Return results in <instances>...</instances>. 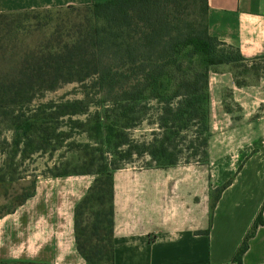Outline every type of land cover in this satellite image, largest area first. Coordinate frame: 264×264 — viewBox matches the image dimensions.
<instances>
[{
    "label": "trees",
    "instance_id": "16d2710c",
    "mask_svg": "<svg viewBox=\"0 0 264 264\" xmlns=\"http://www.w3.org/2000/svg\"><path fill=\"white\" fill-rule=\"evenodd\" d=\"M67 9L81 11L82 20L62 17L48 35L12 46V59L2 56L0 123L8 122L13 129L11 155L26 158L40 151L45 142L70 136L65 131L56 132V123L65 117L89 137L99 136L103 126L100 112L89 114V91L93 89L107 97L106 146L124 153L126 144L125 153L130 157L146 153L159 166L175 165L179 156L174 151L178 146L174 138L193 126L196 141L186 148L193 149L192 157L198 158L194 161H207L210 69L219 64L238 67L249 61L239 48L210 33L208 0H104ZM30 12L41 11L4 13L0 19L3 23L8 20L4 23L7 31L24 27L36 30L51 24L47 15L43 21L32 22ZM236 76L238 84L246 82ZM74 82L86 87V98L34 105L45 92ZM154 104L159 114L153 121L157 127L153 140L134 150L128 130L146 120ZM84 114L88 115L85 120L75 118ZM181 139L186 140V136ZM3 143L9 142L5 139ZM87 155L93 164V154ZM113 172H104L103 167L97 172H82L99 174L74 211L77 249L89 264L114 263ZM67 174L70 172L52 176ZM4 180L2 174L0 182ZM221 190L218 188L213 196L212 209ZM87 212L90 217L84 222ZM263 223L261 211L234 256L238 264H242L250 238Z\"/></svg>",
    "mask_w": 264,
    "mask_h": 264
},
{
    "label": "crops",
    "instance_id": "0c3cea01",
    "mask_svg": "<svg viewBox=\"0 0 264 264\" xmlns=\"http://www.w3.org/2000/svg\"><path fill=\"white\" fill-rule=\"evenodd\" d=\"M104 0H0V13L45 11ZM209 31L248 60L264 58V0H208ZM237 83L231 64L209 73L208 160L114 170L113 264H238L234 256L264 218V72ZM95 175L42 176L0 214V262L89 264L74 211ZM222 188L212 209L216 190ZM242 264H264V223Z\"/></svg>",
    "mask_w": 264,
    "mask_h": 264
},
{
    "label": "rangeland",
    "instance_id": "374dc122",
    "mask_svg": "<svg viewBox=\"0 0 264 264\" xmlns=\"http://www.w3.org/2000/svg\"><path fill=\"white\" fill-rule=\"evenodd\" d=\"M30 14L34 16L32 22L42 20L47 15L52 19L51 24L42 26L36 30L33 28L29 30L24 27L23 29L7 31L6 28H4V23L8 22V20L3 23L2 19H0V67L2 66L3 60H10L13 58L15 50H13L12 46L30 43L33 42L36 37L48 35L51 32V28H53L62 17L66 18L69 16L71 19H77L78 21H81L83 18L81 11L69 12L67 8L30 12ZM2 56L5 59H2ZM261 71L264 72V58L249 60L245 65L235 67V72L239 74L242 80H246L247 76H250L249 78L252 79ZM85 90L86 87L80 83H66L54 91H47L43 95L37 97L34 105L38 106L52 100L65 101L84 98ZM89 92V99L92 101L89 114H93L95 111L100 112L103 122L99 136L89 137L86 132L72 127L68 117H65L61 118L59 123H56V132L65 131L70 134V136H57L49 143L45 142L40 151L26 158L20 156L14 157L10 153L11 147H9L13 138V129L8 122L0 123V176H2V174L5 175V180L0 182V214L12 210L22 199L30 194L35 186L36 180L42 176L67 171L75 174H80L85 170L97 172L102 169V167L104 168V172H113L115 167H139L156 164L146 153L142 155L134 154L131 157L128 156L125 153V150L128 148L126 144L122 147L124 153H119L118 149L108 147L104 144L103 140L106 136L105 123L108 122L105 118L104 111L107 97L104 92H99L97 94L93 89ZM158 112V106L154 104L148 110L146 120L128 130L131 140L130 144L134 150L137 148L142 149L144 142H151L153 140V130L157 128L153 121L156 119L157 114H159ZM87 117L88 115L84 114L75 118L85 120ZM194 128L195 127L192 126L189 130L181 132L178 137L174 138V144L178 145L177 149L174 151L179 156V162H184L188 158H190V161L198 159L192 157L193 149L186 148L191 141L195 140ZM182 136H186V140H182ZM5 139L8 140V144L3 143ZM87 143L88 146H86ZM197 143H199V141ZM95 148L102 149L96 150ZM89 152H91L95 158L93 164L90 163V155H87ZM93 175H95V178L99 176V174ZM89 217L90 215L87 212L84 217V222Z\"/></svg>",
    "mask_w": 264,
    "mask_h": 264
}]
</instances>
